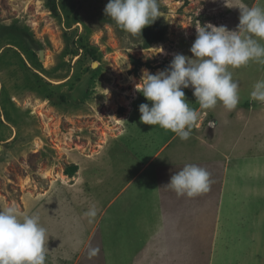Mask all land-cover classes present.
Segmentation results:
<instances>
[{"label":"rangeland","instance_id":"374dc122","mask_svg":"<svg viewBox=\"0 0 264 264\" xmlns=\"http://www.w3.org/2000/svg\"><path fill=\"white\" fill-rule=\"evenodd\" d=\"M50 1L0 0V207L15 204L24 213L39 215L49 237L46 264H129L130 257L122 259V201L128 192L121 191L159 148L167 144L161 159L171 153L193 157L195 147L186 142L204 140L217 145L215 156L223 166L232 159L230 167L237 160L245 170L252 161L257 167L264 156V104L252 101L250 92L264 79V64L250 62L230 69L239 82L236 109L228 112L217 104L202 110L184 141L171 131L140 122L139 105L149 103L135 90L141 70L155 74L167 68L175 54L191 57L199 24L235 30L239 10L226 7L225 0H158L160 15L152 26L166 34L147 48L146 28L133 37L105 16L109 0H56V13ZM244 3L264 7V0ZM132 57L142 63L138 70ZM184 92L190 107L199 110L193 89ZM5 121L16 129V139L9 144L5 140L11 131L1 127ZM253 131L255 140L250 136ZM153 169L140 180L151 181ZM257 179L237 178L240 193L233 203L237 227L230 222V234L260 250L249 264H261L264 258V176ZM248 186L254 189L249 197L243 189ZM89 196L95 202L100 198L102 207L115 199L108 215L116 218L107 215L98 235L78 252L55 243L53 220L61 205L87 222L80 229L90 227L84 216ZM259 221L261 228L255 227ZM228 223L226 216L222 227ZM90 248L99 249L91 258Z\"/></svg>","mask_w":264,"mask_h":264},{"label":"clouds","instance_id":"9594fccd","mask_svg":"<svg viewBox=\"0 0 264 264\" xmlns=\"http://www.w3.org/2000/svg\"><path fill=\"white\" fill-rule=\"evenodd\" d=\"M225 6L239 10L235 30L206 23L196 27V38L189 49L191 57L175 54L164 70L153 74L141 70L135 90L149 103L139 105L140 122L171 131L181 140H188L202 110L221 104L228 112L239 103V82L230 69L250 62L264 64V7H249L244 0H225ZM105 16L131 36L159 17L158 0H109ZM193 89L199 110L190 107L184 89ZM252 101L264 104V79L258 80L250 92ZM210 174L202 167L186 164L164 185L177 196L195 197L208 191ZM159 189V188H158ZM98 208L91 205L84 213L89 222ZM46 228L38 214L24 213L15 204L0 207V264H46ZM90 248L89 257L98 253Z\"/></svg>","mask_w":264,"mask_h":264},{"label":"crops","instance_id":"0c3cea01","mask_svg":"<svg viewBox=\"0 0 264 264\" xmlns=\"http://www.w3.org/2000/svg\"><path fill=\"white\" fill-rule=\"evenodd\" d=\"M4 124L6 125H1V127L9 128L11 131L9 138L5 140L9 144L16 139V129L6 121ZM258 124H262V122ZM262 125L264 127V124ZM252 127L248 126L247 129ZM263 130L264 128H261L262 132ZM256 133L253 131L250 134L253 140H255ZM186 143L195 147L193 152H190L194 155L197 152L195 156H186L176 151L180 154L171 153L161 159L166 151V144L143 163L138 174L131 178L122 189V193L128 192L122 201V223H125L122 228V230L124 229L122 259L130 257L132 260L129 264L251 263L253 256L260 251L259 248L248 243L244 238L239 239L230 234L232 232L230 225L234 222L236 227L238 225L237 213L233 205L240 193L237 178L248 176L249 178L258 177L257 180L260 177L262 180L264 171L261 170H264V156L258 159L255 169L253 168L255 162L252 161L250 163H253V166L245 170L237 165L238 160L235 165L230 167L228 163L235 161L232 159L228 161V159L224 161L226 163L223 166L221 158L215 156L217 145H212V142L206 143L202 140L191 143L189 140ZM201 149L206 150L207 154L200 153ZM245 162L249 163L247 160ZM186 164H194L208 171L210 174L208 191L189 198L177 196L173 190L163 187L169 182L171 176ZM153 166L154 178L151 181H146L144 178L140 180L139 176L144 177ZM137 181L141 182L136 184ZM133 185L135 186L133 187ZM243 189L247 190L248 197L254 193V189L250 186ZM131 192L135 196V204H131L133 202V197L130 196ZM89 198L88 204L90 206L95 204L98 214L92 222H89L88 229H80L87 222L78 220L71 211L60 206V214L56 213L53 220L55 243H65L71 246V251L78 252L80 248H83V243H89L93 237L98 235L99 226L108 215L109 208L115 199L110 200L106 206L102 207L99 204L100 198L96 202L92 196ZM227 204H231L230 209H224ZM223 215L227 216L229 220L226 228L222 227ZM111 216L116 218L114 214H109L108 218L110 219ZM250 216L254 218V215L250 214ZM76 222H80V225ZM230 222L232 223L230 224ZM262 226L260 221L255 225L257 228ZM225 234L230 236H224ZM219 244H224L223 246L227 250L222 251L223 246H219ZM244 245H249L248 249H244ZM103 257L104 259L107 257L105 250H103ZM263 259L262 257L261 264L264 263Z\"/></svg>","mask_w":264,"mask_h":264},{"label":"trees","instance_id":"16d2710c","mask_svg":"<svg viewBox=\"0 0 264 264\" xmlns=\"http://www.w3.org/2000/svg\"><path fill=\"white\" fill-rule=\"evenodd\" d=\"M56 0H51L50 1V4L52 3V5H50L51 7V11L53 13H56L57 12V7H56ZM146 34H145V42H146V45L145 47H149L150 44L152 43H158V42H161L164 37H165V34H166V31L165 29H160L159 27H156V25L152 26V24L148 27H146ZM131 62L132 64L135 66V68L138 70V68L140 66H142V63L140 60L132 57L131 58ZM136 70V71H137ZM40 78V77H39ZM41 79V78H40ZM39 90V89H38ZM40 91V90H39Z\"/></svg>","mask_w":264,"mask_h":264},{"label":"bare ground","instance_id":"6f19581e","mask_svg":"<svg viewBox=\"0 0 264 264\" xmlns=\"http://www.w3.org/2000/svg\"><path fill=\"white\" fill-rule=\"evenodd\" d=\"M95 67H97V65Z\"/></svg>","mask_w":264,"mask_h":264}]
</instances>
